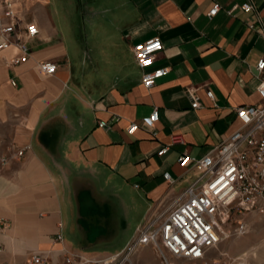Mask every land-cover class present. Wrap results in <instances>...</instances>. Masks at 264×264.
<instances>
[{"label": "crops", "instance_id": "0c3cea01", "mask_svg": "<svg viewBox=\"0 0 264 264\" xmlns=\"http://www.w3.org/2000/svg\"><path fill=\"white\" fill-rule=\"evenodd\" d=\"M243 2L252 10L228 12ZM214 3L221 8L208 17ZM14 10L38 33L26 61L8 66L11 50L0 53V155L29 147L0 164V264L32 252L118 253L197 175L177 156L207 155L240 126L236 106L264 104V0H14ZM153 36L162 42L153 66L168 71L145 88L131 47ZM37 61L56 62V72L40 74ZM153 108L155 136L143 125L126 132ZM103 245L118 248L99 253Z\"/></svg>", "mask_w": 264, "mask_h": 264}, {"label": "built area", "instance_id": "2783aa9c", "mask_svg": "<svg viewBox=\"0 0 264 264\" xmlns=\"http://www.w3.org/2000/svg\"><path fill=\"white\" fill-rule=\"evenodd\" d=\"M237 6L245 12L253 8L251 3L243 2L233 4L228 12ZM220 8L219 3H214L207 12L208 17L214 16ZM0 16L5 19L0 23V53L11 50L3 61L5 65L15 66L29 58L27 42L36 37L38 26L18 17L14 0H0ZM254 26L253 23L248 25L250 28ZM161 48L159 36L145 38L131 47L135 63L142 70L140 83L145 88H151L156 79L168 71V67L153 66ZM263 67L264 52L256 62L258 71ZM56 68L54 61H37L35 64V69L43 75L54 74ZM10 83L14 85L13 80ZM257 93L264 100L263 81ZM187 94L191 97L192 108L201 106L192 89L187 90ZM205 96L213 100L211 90L206 89ZM234 110L240 126L211 152L201 157L189 156L185 152L177 156L179 165L195 167L197 175L167 206L151 212L118 253L93 259L63 252L58 260H53L47 254L32 252L24 262L12 264H132L134 254L146 247L152 250L159 264H251L250 259L256 258L252 248L233 257L226 253H221V258L209 256L210 249L225 238L247 233L244 214L255 212L264 216V104L238 105ZM157 119V109L153 108L140 122L130 121L125 127L126 132L133 133L143 125L155 136L153 126ZM106 125L104 120L98 122V126ZM176 139L180 138L174 137L172 141ZM28 148L11 146L9 154L0 156V164L4 166L9 159L21 158ZM168 149V145H163L156 154L161 155ZM162 173L171 185L174 179L170 173ZM5 226L0 220V228ZM55 237L60 240V233ZM262 262L264 264V259Z\"/></svg>", "mask_w": 264, "mask_h": 264}, {"label": "rangeland", "instance_id": "374dc122", "mask_svg": "<svg viewBox=\"0 0 264 264\" xmlns=\"http://www.w3.org/2000/svg\"><path fill=\"white\" fill-rule=\"evenodd\" d=\"M1 80L2 71L0 65V93H1ZM0 152H6L1 148ZM1 154V153H0ZM1 156V155H0ZM244 220L248 224L247 233L240 235L239 237L230 236L222 240L214 248L210 249L209 256L220 257L221 253H226L228 256H237L240 252L252 248L256 252V258L250 259L251 264H262L264 259V216L258 215L257 213L249 212L244 214ZM118 248L117 246H106L97 247L99 253L114 252ZM147 248V247H146ZM138 255V262L135 257ZM98 264V263H90ZM132 264H159L155 258L153 252L150 249H140L132 257Z\"/></svg>", "mask_w": 264, "mask_h": 264}, {"label": "bare ground", "instance_id": "6f19581e", "mask_svg": "<svg viewBox=\"0 0 264 264\" xmlns=\"http://www.w3.org/2000/svg\"><path fill=\"white\" fill-rule=\"evenodd\" d=\"M255 257H256V254H255Z\"/></svg>", "mask_w": 264, "mask_h": 264}]
</instances>
